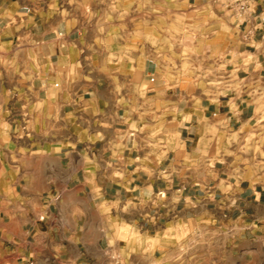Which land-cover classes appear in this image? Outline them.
I'll use <instances>...</instances> for the list:
<instances>
[{"label":"crops","instance_id":"1","mask_svg":"<svg viewBox=\"0 0 264 264\" xmlns=\"http://www.w3.org/2000/svg\"><path fill=\"white\" fill-rule=\"evenodd\" d=\"M229 10L187 99L154 58L0 0V264H264V3Z\"/></svg>","mask_w":264,"mask_h":264},{"label":"rangeland","instance_id":"2","mask_svg":"<svg viewBox=\"0 0 264 264\" xmlns=\"http://www.w3.org/2000/svg\"><path fill=\"white\" fill-rule=\"evenodd\" d=\"M53 25L93 47L120 44L123 52L152 57L169 68L167 81L187 99L206 95L210 63L231 40L227 7L209 0H40ZM205 5V6H204ZM49 17V16H48ZM219 64L220 60H219ZM196 71V72H195ZM198 74V75H197ZM200 74V75H199Z\"/></svg>","mask_w":264,"mask_h":264},{"label":"built area","instance_id":"3","mask_svg":"<svg viewBox=\"0 0 264 264\" xmlns=\"http://www.w3.org/2000/svg\"><path fill=\"white\" fill-rule=\"evenodd\" d=\"M229 8L241 16H249L252 12V5H255L259 2L264 3V0H229ZM26 264H34V261H26ZM111 264H122L120 260L114 259Z\"/></svg>","mask_w":264,"mask_h":264}]
</instances>
